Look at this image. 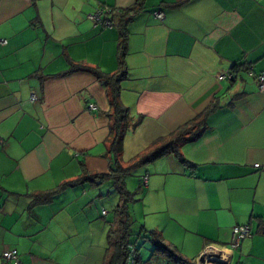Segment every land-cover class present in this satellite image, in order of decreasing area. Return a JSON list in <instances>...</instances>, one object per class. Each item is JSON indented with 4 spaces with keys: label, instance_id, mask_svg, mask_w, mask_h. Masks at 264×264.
<instances>
[{
    "label": "crops",
    "instance_id": "obj_1",
    "mask_svg": "<svg viewBox=\"0 0 264 264\" xmlns=\"http://www.w3.org/2000/svg\"><path fill=\"white\" fill-rule=\"evenodd\" d=\"M135 2L0 0V258L15 249L21 264H104L118 200L110 182L42 205L32 197L77 178L80 164L109 173L105 88L70 69L117 72L118 19L104 29L86 15ZM132 16L120 100L137 125L123 141L126 163L218 105L180 148L193 168L166 155L140 171L146 230L196 264L208 248L229 264H264V0H144ZM227 72L232 80L217 79ZM235 226L251 236L231 250Z\"/></svg>",
    "mask_w": 264,
    "mask_h": 264
},
{
    "label": "trees",
    "instance_id": "obj_2",
    "mask_svg": "<svg viewBox=\"0 0 264 264\" xmlns=\"http://www.w3.org/2000/svg\"><path fill=\"white\" fill-rule=\"evenodd\" d=\"M143 2L144 0H136L133 8L111 15V18L115 17L118 19L121 31L117 45L118 70L115 74H105L97 68L83 65H75L70 69V71L78 70L91 73L105 88L109 105V110L105 114L108 119V136L105 140L106 154L111 160L109 173H89L84 168V165L80 164V174L77 178L64 182L54 190L33 196L32 204L42 205L49 203L55 196L69 187L85 183L94 186L110 182L113 191L118 196V200L113 209L112 225L107 232L104 264H196L194 261L185 258L176 247L166 242L157 231H147L141 226L137 234L133 233L134 221L130 215V206L138 199L136 198V193H131L127 190V178L132 176L137 170L145 168L166 155H173L183 165L193 168L194 165L185 160L180 154V148L183 144L195 140L201 134L205 128L208 114L218 106L212 103L192 121L179 127L166 138L153 142L127 163L122 162L124 138L128 131L137 125L136 123L131 124L130 110L120 100L121 83L126 79L124 61L126 55V24L132 20V14L142 8ZM234 70L235 68H232V71ZM142 188L143 184L140 183L137 189L138 192ZM134 236L137 239L132 241L131 238ZM142 240L152 246L150 257L145 261L142 259L139 250L137 248L134 249L136 242Z\"/></svg>",
    "mask_w": 264,
    "mask_h": 264
},
{
    "label": "built area",
    "instance_id": "obj_3",
    "mask_svg": "<svg viewBox=\"0 0 264 264\" xmlns=\"http://www.w3.org/2000/svg\"><path fill=\"white\" fill-rule=\"evenodd\" d=\"M113 10L109 7L102 6L98 8L95 12L87 14L86 19L91 21L94 26H100L104 29H111L114 27V23L111 19V14ZM157 18L161 19L162 14L156 13L155 14ZM4 43V42H1ZM233 78V74L230 72L227 73H221L217 75V79L219 81L222 80H231ZM257 81V87L258 90L261 93H264V70L259 72L256 76ZM31 101H35V96H31ZM86 109L89 112H95L96 106L94 104H88L86 105ZM1 143V140H0ZM257 167V166H255ZM103 215H105V212H102ZM251 236L250 233V227L249 226H235L232 229V237L230 242V249L236 250L239 248L242 241L249 238ZM202 262L197 261V264H229V262L225 261L223 259L224 257L219 254L215 253L211 248L207 249L202 254ZM0 264H21L19 260V255L17 250L15 249H8L2 252L1 258H0Z\"/></svg>",
    "mask_w": 264,
    "mask_h": 264
},
{
    "label": "rangeland",
    "instance_id": "obj_4",
    "mask_svg": "<svg viewBox=\"0 0 264 264\" xmlns=\"http://www.w3.org/2000/svg\"><path fill=\"white\" fill-rule=\"evenodd\" d=\"M129 157H130V155L129 156L124 155L122 157V161L124 163H126V159ZM141 170L142 169L137 170L132 176L128 177L126 180L127 190L131 193H136V198L138 199V201H136L135 203H133L130 206V215L132 216V219L134 221V225H133V233L134 234H137L139 232V229L141 228V226H143V228L146 230L144 223H143V214H142L143 209L141 206L142 202L139 201L140 199L142 200L144 189L142 188L140 192H138V190H137L138 186L140 184L139 180H141V177H142V175H140ZM106 205L107 206H105L104 209H106L105 211H107L109 213L107 221L108 220L110 221L111 216H112V213H111L112 208H110L109 204H106ZM131 239H132V241H135L137 239V237L134 236ZM136 248H137V250H139V253H140L141 257L143 258V260H147V258L150 257L151 250H152V246L150 244L146 243L143 240L138 241V242H136L134 249H136ZM229 248H230V246H229Z\"/></svg>",
    "mask_w": 264,
    "mask_h": 264
},
{
    "label": "water",
    "instance_id": "obj_5",
    "mask_svg": "<svg viewBox=\"0 0 264 264\" xmlns=\"http://www.w3.org/2000/svg\"><path fill=\"white\" fill-rule=\"evenodd\" d=\"M199 262H202V257L199 258Z\"/></svg>",
    "mask_w": 264,
    "mask_h": 264
}]
</instances>
